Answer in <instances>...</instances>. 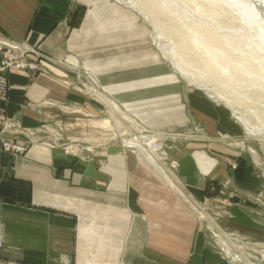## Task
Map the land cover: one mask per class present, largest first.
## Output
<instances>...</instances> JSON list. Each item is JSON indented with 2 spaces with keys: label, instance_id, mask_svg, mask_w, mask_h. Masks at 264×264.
I'll list each match as a JSON object with an SVG mask.
<instances>
[{
  "label": "crops",
  "instance_id": "crops-1",
  "mask_svg": "<svg viewBox=\"0 0 264 264\" xmlns=\"http://www.w3.org/2000/svg\"><path fill=\"white\" fill-rule=\"evenodd\" d=\"M73 1L0 0V36L36 47L42 55L61 60L74 29ZM121 8L116 0L108 6L98 7L94 3L88 10L82 32H88L93 26L91 17L98 20L103 14L111 22L119 20L114 22L115 26L125 23V31L129 33L148 32V28L138 24V16L134 22L127 10ZM145 39L136 40L148 46ZM39 62L46 70H53L48 61ZM117 62L119 67H127H123L127 59L126 63L123 59ZM88 66L96 64L89 62ZM164 69H167L165 66L162 71L168 77L163 81L172 79L169 83L179 91L173 75ZM8 80L7 115L27 127L36 126L38 121L36 112L24 107L25 100L67 96L47 76L31 81L25 72L10 69ZM105 82L106 89L115 84L112 79ZM121 99H124L122 95ZM205 113L204 120H214L217 116ZM184 123L189 125L185 120ZM17 142L23 143L19 139ZM188 142L183 143V152L177 158L175 178L179 185L208 210L223 233L228 235L227 231L229 234L233 231L234 237L245 238V235L264 241V208L248 199L249 191L261 190L264 177L260 179L254 174L251 161L243 152L233 154L236 159L240 158L241 165L238 166L241 171L235 176L237 168L227 164L216 143L207 149L203 142ZM113 160L121 165L97 167L86 161L79 162L56 143L31 145L22 153L0 149V264L231 263L207 250L202 220H198L195 211L187 207L176 190L167 183L158 185L157 176L145 166L127 167L124 156H115ZM214 189H219V193L212 194ZM222 189L227 192L225 195ZM231 190H238L240 196L247 195L250 203L227 205ZM214 199L224 203L221 207L227 209V216L216 210ZM216 234V238H222ZM221 254H224L222 250ZM179 256L180 260L176 261Z\"/></svg>",
  "mask_w": 264,
  "mask_h": 264
},
{
  "label": "rangeland",
  "instance_id": "rangeland-1",
  "mask_svg": "<svg viewBox=\"0 0 264 264\" xmlns=\"http://www.w3.org/2000/svg\"><path fill=\"white\" fill-rule=\"evenodd\" d=\"M86 1H73L71 23L74 29L68 39L69 48L67 47L65 55L61 58L62 61L48 55H41L39 49L33 47L38 56L30 53L29 56L36 57L32 62L38 65L39 70L31 73L23 71L31 81L41 77H49V80L59 85L62 91L67 93V96H63L64 98L49 96L38 101L25 100L24 107L36 112L35 117L38 124L27 127L16 118L11 117L20 124L19 130L9 131V129H5L2 131L4 125H0V132L3 133V137L5 135L10 136L9 139L19 137L18 139L23 141L22 144L26 149L39 143L63 144V147L68 146L72 149L68 154L73 155L77 161L93 163L97 167L108 164L121 165V163L113 160V157L124 156L125 166H145L157 176L158 185L167 183L170 186V182L162 178L155 169L141 159L138 153L124 145L125 140L134 137L135 131L143 130L144 133H152L165 128V135L159 136L157 139L156 154L161 158L162 165L173 174L172 182L174 185L182 190L183 188L175 178L177 163H179L177 158L183 152V143H187L189 140L200 141L201 144L206 145L207 149L209 145L216 143L215 147L226 158L227 164L231 168H237L235 176L241 171L239 168L241 165L238 164L240 158L236 159L233 154L243 152V156L251 161L250 165L254 174L260 179L264 177V157L262 155L264 139L258 140L256 137H248L244 123L239 119V117L246 118L255 126H264V68H262L264 65L259 67V62L264 64V35L253 29L254 25L242 29L240 21L243 23L241 18H244L245 11L236 10L238 18H227L229 14L224 13L220 17V24L214 22L220 41H215V44L210 43L211 49L215 53L224 51L226 49L225 42L230 39L232 46L237 49L233 51L230 59L221 53L222 62L215 64L207 59V53L202 48H197L192 39L193 34L187 29L182 18L173 15H157L160 20V27L156 29L140 13L141 16L137 22L141 27L148 28V32L141 33L142 30H140L129 33L127 30L125 31L127 27L125 23L115 26L114 22L118 23L119 20H112L113 22H111L109 21L111 18L109 19L106 14H103L99 16L88 32L83 33L82 26L90 6L94 3L96 6L100 2L97 0ZM89 1L92 2L91 5H89ZM113 1L115 0H101L98 6H108L109 3L112 5ZM141 1L145 8L155 12V9L149 5L152 0ZM159 1L163 3L162 0ZM183 1L188 4L190 16L186 14L188 15L187 18L196 17L197 12L204 9L194 5L196 3L194 0H180V3ZM153 5L158 6V3L154 2ZM203 11H207L204 13L211 16L216 15L215 10ZM148 17L154 18L149 12ZM159 30L165 33L167 41L177 43V49L181 51V59L195 76H188V78L191 77L190 80L194 79L198 83L203 81L206 87L192 84L177 70L170 56L165 53L162 47L165 42L164 37L159 40ZM243 30L247 31V34H244ZM75 33H77V37L74 36ZM106 33L108 34L104 35ZM241 34L243 37L239 38ZM138 38L140 41L146 38L145 42L148 46L136 40ZM13 42L25 45L16 41ZM4 51V49H0V59ZM140 53L144 54L141 55ZM41 59L48 61L53 70H46L39 62ZM73 59L77 62L72 61ZM119 59H123L125 63L127 59V64L123 65V67L127 66L126 68L119 67L120 64L117 62ZM89 62L96 64V66H88ZM73 64H77V66ZM246 65L254 68V73L244 74L242 67H247ZM164 66L173 75L175 84L179 86V91L173 84L163 82L164 77H168L162 71ZM38 72H43V75L36 76L35 74ZM107 79L115 81L110 89L104 88L107 87L106 84L108 83L105 82ZM128 86L129 88L126 89ZM94 87L101 94L103 93L102 96L95 95L91 91V88L94 89ZM212 87L225 93L229 102L219 97ZM122 91H126V93L122 94ZM121 95L125 102L122 101ZM103 97L109 102V108L106 106ZM149 97L156 100L157 104H154L155 102L147 103ZM177 97L178 99H176ZM135 100L137 102L134 104ZM9 102L8 93L6 111ZM195 106L200 107L196 109ZM211 106H213L212 109ZM153 110L157 111L155 117L159 116L160 119L151 117L149 111ZM156 111H153V114ZM206 111L217 116L214 117V120H204V115H207ZM184 120L189 124L188 126ZM18 139L15 140L16 143H18ZM251 149L257 152V157L254 156ZM164 153L165 155H162ZM138 177L141 178L142 176L138 175ZM263 186L258 192L249 191L250 197L248 199L253 201L255 206L264 208ZM222 190L225 195L227 192ZM180 191L177 189V195ZM183 191L189 199L184 201L187 207L195 211L198 220L201 219L203 222V230L207 236L204 245H207V250L212 255L215 254V256L228 261L227 255L221 254L219 248V240L222 241V238L215 237L217 233L215 228L209 227L198 213L201 211L208 214V210L204 209V206H200L198 200L194 199L191 194ZM218 191L219 189H214L212 194L214 192L218 194ZM231 191L232 196L227 199V205L237 206L250 203L249 200H246L247 195L240 196L238 190ZM213 204L217 211L223 213L222 216H227V209L221 207L224 203L215 200ZM227 233L230 236L229 231ZM230 233L233 234L234 232L230 231ZM244 237L232 236L233 245L237 250H234V258L236 259V256H243L244 258L230 264H246L248 261L251 264H264V257H262L264 255V241L255 237L250 238L245 235ZM163 256L174 260L171 256ZM180 258L181 256L176 261ZM204 258L203 256L201 261Z\"/></svg>",
  "mask_w": 264,
  "mask_h": 264
},
{
  "label": "bare ground",
  "instance_id": "bare-ground-1",
  "mask_svg": "<svg viewBox=\"0 0 264 264\" xmlns=\"http://www.w3.org/2000/svg\"><path fill=\"white\" fill-rule=\"evenodd\" d=\"M116 1L120 4V6L122 8L127 10L126 13L129 14L130 20L135 22V17L137 18V16H138V18H139L141 16L140 13H142L145 16V19H147L148 23L151 22L156 29H158L157 27H160V20L157 18V15H159V14L166 15V16L173 15L177 18H179V17L182 18L183 23L187 26V29L190 31L191 34H193L192 39H193V42L196 44L197 48H202L205 51V53H207L206 54L207 59L212 61L215 64L216 63L218 64V62H220V63L222 62L223 57L221 56V53L225 57H227V58L229 57V59H230V57L233 55V51L237 50L232 46L231 39L227 40L225 42L226 43L225 44L226 49L222 52L215 53L213 51V49H211V47H210V43H214L215 41L216 42L220 41V36L217 33V31L215 30L214 22H216L217 24H220V17L222 15H224V13L229 14V16H227V18H238L236 10L245 11L244 18H241L243 23H241V21H240V25H241L242 29L244 27L246 28V26L250 27L251 25H254L253 29H255L260 34L264 35V0H194V1H196V3H194V5H197V7H199V8H204V9L200 10V12H197L198 13L196 16L197 18L196 17L187 18L188 15L190 16V14H188V8H187L188 4L184 3V1H183V3H180V0H162L163 3L159 0H152V3L149 5H151L155 9V12H151L148 8H145L143 5V2L141 0H116ZM154 2L158 3V6H154L153 5ZM97 6H98V4H97ZM98 7H100V5ZM146 10L154 18L150 19L148 17V12ZM203 10H215L216 15L211 16L207 13H204L207 11H203ZM224 10H226V11H224ZM186 14H188V15H186ZM90 21L94 24L95 21H97V20L94 19L93 17H91ZM97 26H100V25H97ZM158 32H159V40H162V37H164L165 43H164V46H162V47H163L165 53L168 56H170V59L173 61L177 70H179V72L182 73L187 79L191 78V77L188 78V76H194V74L191 72V70L189 68H187V64L181 59L182 58L181 57V51L179 49H177V43L167 41L168 39H167L165 33L160 31V30ZM243 33L247 34V31L243 30ZM242 37H243V34H241V36L239 38H242ZM16 45L17 46H14V47H20L18 44H16ZM209 50H210V52H207ZM156 57L158 58V56H156ZM261 65H264V64H262V62H259V67H261ZM74 66H76V65H74ZM242 68L244 69V71H243L244 74L250 73V72L254 73V70H255L254 68H250L249 66L242 67ZM262 68H264V66ZM175 71H176V69H175ZM164 72L167 73L169 71L167 69L166 70L164 69ZM163 82H166V84H167V83H169V79L167 81H163ZM190 82L194 85H197V86H205L206 87V85L203 84V81H201L202 83L200 81L198 83V81L191 79ZM165 85H162V86H165ZM129 86H131V85H129ZM129 86L126 89H128ZM212 89L215 90V93L219 97L224 98L226 102H229V100L227 99V95L225 93H223L221 90H219V89L217 90L213 87H212ZM89 90H90V88H89ZM91 91L93 93H95V95H98V96L99 95L102 96V94H103V93L101 94L96 87H94V89L91 88ZM126 91H124V92L122 91L123 92L122 94L126 93ZM178 97L176 99H178ZM104 98L105 97H103V100H104L106 106H108V108H109L110 104L107 101V99L106 98L104 99ZM193 100H195V99H193ZM123 101H124V99H123ZM135 102H137V101L135 100L133 103L135 104ZM146 102L147 103H149V102L154 103L155 102L154 104H157L156 100H153L151 97H149ZM153 111H156V110H153ZM153 111H149L151 117H155L157 115V111L155 112L156 114L155 113L153 114ZM159 115H161V113H159ZM155 119H160V118H159V116H157V117H155ZM239 119L244 123L246 135L248 137H256V138H258V140L264 139V126H259V127L255 126V125L251 124L246 118L239 117ZM166 125L168 126V124H166ZM129 129H131V128H129ZM164 131H166V129L162 128V129L157 130L155 132L153 131L152 133H144L143 130H138V131H135L134 133L131 132V133H133L134 137H132L131 139L125 140L124 145L126 147L132 148L133 151L138 153L141 159H143L149 166H151V168L155 169L156 172L158 174H160V176H162V178H164L165 180H168L170 182V186L173 189H175L176 191H177V189L181 190L179 193L180 198L183 201H188L189 199L183 191L186 189L182 190L181 188H178V187H176V185H174V183L172 182L173 181V179H172L173 174L169 170H167L164 167V165H162V162L160 160L161 158H159L158 154H156L157 147H158L156 145L157 139L159 138V136L165 135L166 132H164ZM251 151H252V153H254L255 157L258 156L257 152H255L252 149H251ZM162 155H165V153ZM198 213H199L200 217L206 221L207 225L211 228H215L218 231V232L216 231L217 235L219 234L222 237V241L219 240V244H220V248H221L222 252L227 255V258H229L233 262H236V260H242L244 258L243 256H236L237 258L236 259L234 258L235 256L233 253H234V250H236V248L234 247L232 239L230 238V236L223 233V230L220 231L219 227L216 225L214 220L208 214L201 212V211H198ZM262 257H264V255ZM232 261H229V262H232ZM248 262H246V264H251Z\"/></svg>",
  "mask_w": 264,
  "mask_h": 264
},
{
  "label": "built area",
  "instance_id": "built-area-1",
  "mask_svg": "<svg viewBox=\"0 0 264 264\" xmlns=\"http://www.w3.org/2000/svg\"><path fill=\"white\" fill-rule=\"evenodd\" d=\"M2 39V40H1ZM0 39V49H4V53L0 59V125H4V128L1 129L2 131L5 129H9V131H16L19 130L20 124L12 118H9L6 114V106L8 102V93H9V81L7 78V72L10 69H17L20 71H27L28 73L36 72L39 70L37 64L32 62L36 59L35 56L30 54H36L33 48H30L28 45H19L17 46L15 42L1 37ZM11 52V53H10ZM1 55V52H0ZM42 55V54H41ZM29 57V59H28ZM5 115V116H4ZM29 136V135H27ZM31 141V140H30ZM63 147V144L61 145ZM0 149L3 150H10L15 153H22L26 151V147L23 144L16 143L15 140L3 137V133L0 132ZM66 153H69L72 149L68 146L63 147ZM176 165L174 164V167ZM234 237V234H230V237ZM0 240V245H1ZM230 260V259H229ZM232 261V260H230ZM231 263H234L233 261Z\"/></svg>",
  "mask_w": 264,
  "mask_h": 264
}]
</instances>
